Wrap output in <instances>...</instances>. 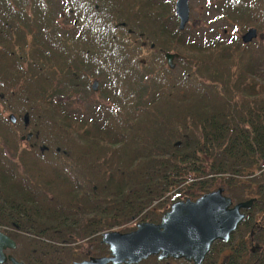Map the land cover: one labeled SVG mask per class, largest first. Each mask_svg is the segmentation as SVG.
Wrapping results in <instances>:
<instances>
[{
    "label": "trees",
    "instance_id": "16d2710c",
    "mask_svg": "<svg viewBox=\"0 0 264 264\" xmlns=\"http://www.w3.org/2000/svg\"><path fill=\"white\" fill-rule=\"evenodd\" d=\"M212 5L215 19L264 32V0ZM172 9V0H0V105L16 117L0 115V231L18 260L76 264L82 242L107 254L102 232L157 223L181 195L264 191V46L180 31ZM165 52L177 54L176 69ZM90 76L97 99L75 109ZM29 131L24 148L18 134Z\"/></svg>",
    "mask_w": 264,
    "mask_h": 264
},
{
    "label": "water",
    "instance_id": "95a60500",
    "mask_svg": "<svg viewBox=\"0 0 264 264\" xmlns=\"http://www.w3.org/2000/svg\"><path fill=\"white\" fill-rule=\"evenodd\" d=\"M173 7L177 29L181 31L189 18L188 0H175ZM256 37L263 39L264 34L249 27L240 36V40L248 43ZM175 57L177 54L164 53L168 68L174 67L172 59ZM90 89L96 92V80H92ZM7 118L11 123L15 122L13 114H8ZM30 135V132L26 134V140ZM230 204L229 197L223 194L221 187L201 194L194 200L186 198L172 201L157 223L140 221L126 232H102L100 243L107 246L109 254L89 257L76 264H137L152 255L159 260L184 259L199 264L214 240L227 239L242 217L239 207L246 206L248 202H240L232 207ZM14 247L15 242L0 231V264H24L3 252L4 249Z\"/></svg>",
    "mask_w": 264,
    "mask_h": 264
},
{
    "label": "flooded vegetation",
    "instance_id": "af4514ba",
    "mask_svg": "<svg viewBox=\"0 0 264 264\" xmlns=\"http://www.w3.org/2000/svg\"><path fill=\"white\" fill-rule=\"evenodd\" d=\"M24 121L26 122V118H24ZM26 134L20 135L19 138L28 142L32 133L27 140ZM252 191L253 194L246 198L233 200L225 194L223 189V194L229 197L231 201L230 207L240 202H248V204L244 207H239L238 211L242 214V217L233 231L229 233L227 239L214 240L199 264H264V191L260 195L256 194V188H252ZM16 247L17 244L15 242L14 248L4 249L3 252L15 258L11 251H14ZM108 254L94 255V250H87L83 259L101 257ZM159 261L165 262V264H194L192 261L173 258ZM2 264H9V262Z\"/></svg>",
    "mask_w": 264,
    "mask_h": 264
},
{
    "label": "rangeland",
    "instance_id": "374dc122",
    "mask_svg": "<svg viewBox=\"0 0 264 264\" xmlns=\"http://www.w3.org/2000/svg\"><path fill=\"white\" fill-rule=\"evenodd\" d=\"M175 0H172V3L174 4ZM216 0H188V8H189V13H188V23L185 26V31L188 34H197L196 30L201 28L200 32L207 31V32H211L213 30H215L216 32L221 33V31H225L222 32V35L224 36L227 32L229 34H236L237 37L240 38V36L246 31L247 28H234L230 25H227L225 23H223L222 21H219L217 19L214 18V12H213V2H215ZM174 9V8H173ZM173 9H172V13H173ZM213 15V16H212ZM57 20L58 22H60V24H64V26L66 28H69L71 26V24L73 23V20L71 18H65V17H61V14H59L57 16ZM236 27V26H235ZM206 32V33H207ZM264 33V32H263ZM252 45L255 46V48H259V46H264V38L263 39H254V41L252 42ZM150 55V51L149 49H147L146 47H142L141 51H140V56L143 57V59L145 58V56ZM176 58V57H175ZM175 58L172 59V62L174 64L173 69H176L177 65L175 62ZM93 79L97 80V89L99 87L100 84V79L99 76L94 77H89L88 81H87V92H82L79 91L76 94V97L72 100L71 102V106L75 109H85L87 103V100H95L97 99V92H91L90 90V83ZM97 91V90H96ZM10 112L4 111L3 110V106L0 105V115L2 117L7 118V115ZM17 116V115H16ZM25 133H19L18 136L20 137V135H24ZM20 140V138H19ZM21 141V146L22 147H28V142H25L24 140H20ZM5 152H7V150H5ZM219 185H216V187H218ZM180 196V195H179ZM180 200H184L183 196L181 195V197H178ZM169 204H167V206H169ZM135 225V223H131L129 225H127V228H133ZM123 228H113L112 230H117V231H122ZM97 241L94 240H87L82 242L80 245H78V249L77 251L80 252H86L87 250L92 251L94 250L95 244Z\"/></svg>",
    "mask_w": 264,
    "mask_h": 264
}]
</instances>
